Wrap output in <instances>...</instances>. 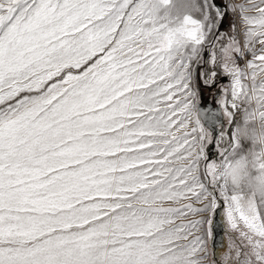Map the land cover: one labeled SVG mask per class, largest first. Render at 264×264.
I'll return each instance as SVG.
<instances>
[{
  "label": "snow or ice",
  "instance_id": "snow-or-ice-1",
  "mask_svg": "<svg viewBox=\"0 0 264 264\" xmlns=\"http://www.w3.org/2000/svg\"><path fill=\"white\" fill-rule=\"evenodd\" d=\"M0 264H264V0H0Z\"/></svg>",
  "mask_w": 264,
  "mask_h": 264
},
{
  "label": "rangeland",
  "instance_id": "rangeland-1",
  "mask_svg": "<svg viewBox=\"0 0 264 264\" xmlns=\"http://www.w3.org/2000/svg\"><path fill=\"white\" fill-rule=\"evenodd\" d=\"M238 3L244 2V0H237ZM227 83V81L225 82ZM219 98V94L216 95L215 98L208 96L205 88L203 89V104L207 103V107H211L208 102H213V108L217 107L216 100ZM206 104V105H207ZM204 106V105H203ZM205 107V106H204ZM212 108V107H211ZM237 119H240L238 116ZM227 128V126H226ZM211 152L213 153L214 159H219L218 149L216 147L211 148ZM214 232H215V252L217 256H223V254L227 251V246L229 243V237L226 235V217L224 215V209H220V211L216 214L214 220Z\"/></svg>",
  "mask_w": 264,
  "mask_h": 264
},
{
  "label": "flooded vegetation",
  "instance_id": "flooded-vegetation-1",
  "mask_svg": "<svg viewBox=\"0 0 264 264\" xmlns=\"http://www.w3.org/2000/svg\"><path fill=\"white\" fill-rule=\"evenodd\" d=\"M226 81H224V83H225ZM205 90H206V93L208 94V96H210V97H213V98H215L216 97V95L217 94H219V93H217L216 92V90L215 89H207V88H205ZM209 104H211L210 106L213 108V102H211V100H210V102H208ZM207 103H205V104H203L205 107H207L208 106V104L206 105ZM210 107V108H211ZM213 109H217V107H215V108H213Z\"/></svg>",
  "mask_w": 264,
  "mask_h": 264
}]
</instances>
